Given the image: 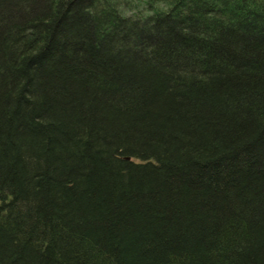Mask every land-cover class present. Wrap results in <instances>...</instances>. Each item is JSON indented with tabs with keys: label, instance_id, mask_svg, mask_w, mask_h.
I'll list each match as a JSON object with an SVG mask.
<instances>
[{
	"label": "trees",
	"instance_id": "obj_1",
	"mask_svg": "<svg viewBox=\"0 0 264 264\" xmlns=\"http://www.w3.org/2000/svg\"><path fill=\"white\" fill-rule=\"evenodd\" d=\"M0 264H264V0H0Z\"/></svg>",
	"mask_w": 264,
	"mask_h": 264
}]
</instances>
